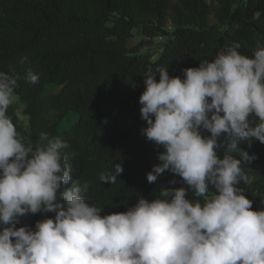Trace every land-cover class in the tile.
<instances>
[{
    "label": "clouds",
    "instance_id": "clouds-1",
    "mask_svg": "<svg viewBox=\"0 0 264 264\" xmlns=\"http://www.w3.org/2000/svg\"><path fill=\"white\" fill-rule=\"evenodd\" d=\"M239 48L183 69V78L167 67L144 77L141 132L163 149L146 179L167 171L187 187L164 186L157 198L140 195L107 215L82 195L89 184L72 178L67 141L41 133L35 145L24 142L7 115L19 77L0 71V264H264V209L253 210L238 187L248 183L242 160L255 159L240 141L264 143V47L251 56ZM25 79L35 85L40 76L28 70ZM123 170L115 163L100 180L115 184ZM48 212L54 218L38 220L35 230L16 227L21 217Z\"/></svg>",
    "mask_w": 264,
    "mask_h": 264
},
{
    "label": "trees",
    "instance_id": "trees-1",
    "mask_svg": "<svg viewBox=\"0 0 264 264\" xmlns=\"http://www.w3.org/2000/svg\"><path fill=\"white\" fill-rule=\"evenodd\" d=\"M168 19L171 31L165 29ZM135 34L167 39L152 58L143 42L129 44ZM235 43L248 56L264 47V0H0V71L19 77L15 94L24 103L28 128L12 105L7 115L25 143L35 145L41 133L67 141L62 152L72 178L89 184L82 192L86 201L102 207L101 215L124 212L140 195L151 200L164 186L187 187L167 171L157 182L146 179L151 160L163 149L141 132L147 124L140 114V80L157 67L183 78V69L198 67ZM22 57L28 58L24 64ZM28 70L39 74L37 84L26 81ZM226 148L223 142L221 158ZM239 148L255 159L242 160L248 183L238 187L253 210L264 209V143L250 137ZM230 154L241 158L239 152ZM120 162L124 170L116 183L101 182L100 174ZM173 179L177 183L169 184ZM67 187L70 183L62 190ZM54 216L28 214L16 227L35 230L38 220Z\"/></svg>",
    "mask_w": 264,
    "mask_h": 264
},
{
    "label": "rangeland",
    "instance_id": "rangeland-1",
    "mask_svg": "<svg viewBox=\"0 0 264 264\" xmlns=\"http://www.w3.org/2000/svg\"><path fill=\"white\" fill-rule=\"evenodd\" d=\"M174 1H178V0H174ZM210 22L212 24L216 22L212 14L210 15ZM165 29L168 31H171L173 29V24L171 23L170 19L167 20ZM166 39H167L166 36H156V37L148 39L145 36L135 34L133 37L129 39V44L132 45L138 42H143L144 44H143L142 50H149L150 54L152 55L151 57L155 58L158 55L159 51L161 50L162 45L166 41ZM137 87L140 88L141 90H145V85L142 79L140 80ZM15 96H16V99L14 103L12 104V106L14 108L18 122L24 128L27 129L28 128V116L24 113V103L20 100L18 95L15 94ZM151 163L152 164L159 163L157 156L151 160Z\"/></svg>",
    "mask_w": 264,
    "mask_h": 264
}]
</instances>
